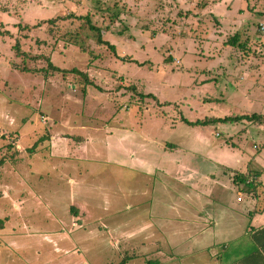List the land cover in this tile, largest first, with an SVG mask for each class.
Masks as SVG:
<instances>
[{
    "label": "rangeland",
    "instance_id": "1",
    "mask_svg": "<svg viewBox=\"0 0 264 264\" xmlns=\"http://www.w3.org/2000/svg\"><path fill=\"white\" fill-rule=\"evenodd\" d=\"M70 14L80 18L66 17ZM87 17L115 51L97 43ZM261 25L264 0H0V158H7L0 176V264H81L77 253L84 251L73 239L83 230L63 224L68 200L63 184L66 191L72 189L70 179L98 185L103 197L88 204L91 217L97 205L104 216L112 204L107 186L115 185L116 193L124 195L111 181L106 149L99 145V153L73 143L90 139L84 126L96 128L94 139L107 142L113 111L119 120L129 115L135 133L153 132L170 141L175 132L208 142L213 175L224 174L218 165L225 152L241 154L239 173L227 175L231 184L236 174L255 169L251 162L264 166V123H182L183 118L264 115ZM234 36L235 43H229ZM49 61L65 73L48 70ZM97 153L103 161L98 165L89 161ZM66 155L89 161V173L82 177L81 171H69L63 166ZM147 186L132 180L125 187ZM238 186L241 201L238 188L228 192V200L243 208L239 245L214 247L211 264L236 261L237 246L250 241V225L264 222V193L251 202L244 185ZM138 198L139 191L126 203L115 197L122 202L114 204L123 215H133L135 208L128 207ZM24 206H31V213Z\"/></svg>",
    "mask_w": 264,
    "mask_h": 264
},
{
    "label": "crops",
    "instance_id": "2",
    "mask_svg": "<svg viewBox=\"0 0 264 264\" xmlns=\"http://www.w3.org/2000/svg\"><path fill=\"white\" fill-rule=\"evenodd\" d=\"M200 3L202 7L207 6V2ZM117 116L113 111L109 118L108 134H101L107 136V142L94 139L93 133L97 134V131L92 132V129H96L92 126L83 127V130L90 131L87 132L90 139L84 141L78 138L77 142H73L76 148L85 143L84 148L99 149L101 145L106 149L109 164H112L109 170L111 181L117 182L118 191L124 194H117L113 188L115 185L107 186L108 195H112V204L102 211L104 216L99 215L103 208L97 205L96 216L91 217L88 204L96 203L92 200L94 198L98 201L103 197L98 185H94V181L93 184H78L75 182L78 179H70L67 182L71 183L72 189L67 188L66 191L63 184V196L68 198L63 208V224L76 228L77 232L83 230L73 239L84 251V254L77 253L81 264H116V259L120 264H135V261L139 264H211L214 247L225 242L239 245L237 232L238 223H242L243 208L230 203L228 192L234 193L235 188H238L239 202L242 192L240 186L227 180V175L231 171L238 172L244 156L225 152L224 160L218 165L224 174L213 175L208 142L185 139L175 132L170 141H164L153 132L135 133L134 128L128 126L129 115L122 120ZM97 154L89 161L98 165L103 161L100 160L102 156ZM66 157L69 158L63 161V166L69 171H81L82 177L89 173V161L83 160L82 156ZM196 164H201L203 169ZM250 166L255 169L247 170L246 173H260L256 181L261 185L248 196H251V202H258L264 193V166L254 165L253 162ZM132 180L150 186L126 190L125 186L130 188ZM166 181L171 182L170 187L163 186ZM96 182L101 183L103 179ZM122 184L124 188H121ZM138 191L140 198L136 202L132 201L134 204L128 207H134L137 213L123 215L120 205H115L122 200H116L115 197L123 198L126 203L128 197L135 196ZM23 210L31 213L32 207L24 206ZM257 221L256 226L250 225L251 233H246V236L251 238L254 231L264 229V222L257 225ZM242 245L237 246L240 249L237 250L240 252L235 259L237 262L244 255ZM153 257L156 259H151Z\"/></svg>",
    "mask_w": 264,
    "mask_h": 264
},
{
    "label": "trees",
    "instance_id": "3",
    "mask_svg": "<svg viewBox=\"0 0 264 264\" xmlns=\"http://www.w3.org/2000/svg\"><path fill=\"white\" fill-rule=\"evenodd\" d=\"M66 17H70L71 19H78L80 18L79 16H76L74 14H70L69 16ZM88 19V23H89V28L92 32H94L96 34V38H97V43L100 45H105L107 47H110L112 50L115 51V46L111 45L109 42L105 41L103 39L102 36V30L101 28L92 25L91 21ZM58 20H68L67 18H58ZM261 30V28H260ZM238 38V36H234L232 39H230L229 43H235L236 39ZM48 67L51 72L53 73H65V71L63 69L58 68L57 66H54L52 64L51 61L48 62ZM73 73L75 74H80L82 75L84 78L87 79V77L85 76L84 73L81 74V72H78L77 70H73ZM141 98L143 99H157L154 95L152 94H147V95H140ZM248 121L250 123L255 122V123H260L263 124L264 123V116L254 113L252 115H243V116H235V117H225V118H213V119H204V120H199L197 122H190L188 121L186 118H183V122L182 123H186L189 125H206L207 123H214V122H227V123H235V122H241V121ZM37 148V144L33 147V151L36 150ZM7 158H0V176L2 174L1 170L2 168L5 166ZM260 176V173L258 172H248L246 175L244 174H236L234 177V183L236 185H244L246 192L247 193H252L255 192L258 187L261 185L260 183H258L256 181V178H258ZM0 223L3 224V220H0ZM1 224V225H2ZM251 233V232H250ZM250 241L246 244L243 243L242 247L243 250L242 252L244 253L243 257L241 259H239V261H234L232 263L229 264H264V229L260 230V231H254V233L252 234L251 238H249ZM245 246L246 247V252H245ZM227 246L224 248L226 249ZM240 250V249H239ZM238 250V251H239ZM237 251V252H238Z\"/></svg>",
    "mask_w": 264,
    "mask_h": 264
},
{
    "label": "built area",
    "instance_id": "4",
    "mask_svg": "<svg viewBox=\"0 0 264 264\" xmlns=\"http://www.w3.org/2000/svg\"><path fill=\"white\" fill-rule=\"evenodd\" d=\"M261 30H264V25H261Z\"/></svg>",
    "mask_w": 264,
    "mask_h": 264
}]
</instances>
